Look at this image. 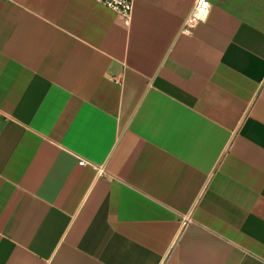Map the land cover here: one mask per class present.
Here are the masks:
<instances>
[{"label":"crops","instance_id":"obj_1","mask_svg":"<svg viewBox=\"0 0 264 264\" xmlns=\"http://www.w3.org/2000/svg\"><path fill=\"white\" fill-rule=\"evenodd\" d=\"M209 1L0 0V264H264V0Z\"/></svg>","mask_w":264,"mask_h":264},{"label":"built area","instance_id":"obj_2","mask_svg":"<svg viewBox=\"0 0 264 264\" xmlns=\"http://www.w3.org/2000/svg\"><path fill=\"white\" fill-rule=\"evenodd\" d=\"M96 2L110 8L117 15L125 20V22H129L132 19L135 0H95ZM206 5V6H205ZM212 5L209 0H194V5L189 15L186 17L182 33H191L198 25L204 23L210 13H211ZM80 166L91 165L89 162L85 160L79 161ZM96 170L98 177L104 176L106 174V169L104 166H95L92 165ZM193 222V209L186 215L182 217V228H186Z\"/></svg>","mask_w":264,"mask_h":264},{"label":"snow or ice","instance_id":"obj_3","mask_svg":"<svg viewBox=\"0 0 264 264\" xmlns=\"http://www.w3.org/2000/svg\"><path fill=\"white\" fill-rule=\"evenodd\" d=\"M201 2L203 3V0H201ZM206 6V5H205Z\"/></svg>","mask_w":264,"mask_h":264}]
</instances>
